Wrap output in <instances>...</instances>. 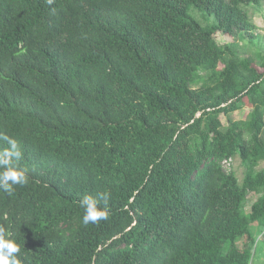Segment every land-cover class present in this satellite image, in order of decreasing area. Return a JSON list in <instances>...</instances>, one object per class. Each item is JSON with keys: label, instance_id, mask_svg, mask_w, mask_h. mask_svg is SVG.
<instances>
[{"label": "trees", "instance_id": "1", "mask_svg": "<svg viewBox=\"0 0 264 264\" xmlns=\"http://www.w3.org/2000/svg\"><path fill=\"white\" fill-rule=\"evenodd\" d=\"M260 1L0 0V136L28 175L0 189V232L20 264L254 263L264 53L214 35L256 39ZM243 104L249 119L222 130ZM234 155L240 184L222 166ZM104 194L107 219L84 225L80 201Z\"/></svg>", "mask_w": 264, "mask_h": 264}, {"label": "rangeland", "instance_id": "2", "mask_svg": "<svg viewBox=\"0 0 264 264\" xmlns=\"http://www.w3.org/2000/svg\"><path fill=\"white\" fill-rule=\"evenodd\" d=\"M246 12L249 16L250 21L254 25V31L253 33L257 36L256 39H253L251 41L248 40V37L243 35V38L241 37H230L228 35H224L221 33H216L214 35V40L219 46H223L226 43H234L237 48V51L239 55L241 56H248L252 57V59L257 60L256 54L264 53V0L260 1L259 6L254 5H248L246 7ZM197 19H199L202 23L207 21L204 19V16L200 15L198 12L194 11L193 14ZM209 21H213L212 17H209ZM199 86V83L193 85V87ZM251 108L243 104L238 110H235L233 112L228 113L227 115L220 114L219 119L221 121L222 130H225L228 121H240V120H248L250 117ZM261 137L264 141V128L261 133ZM231 160L227 162V164H224V169L228 172H233L238 183L240 184L243 178L244 174V168L240 162V159L237 155H234L230 158ZM257 171L264 169V161H260L256 168ZM258 195L254 193H248L246 196V201L244 204V211L249 212L250 206L253 203V201L256 200ZM255 227V226H254ZM254 227H251V230L256 233L258 230L254 229ZM264 232V231H263ZM261 232V233H263ZM243 238H241L237 242L238 247H242L243 245ZM257 243L252 247L255 259L253 264H264V235L260 238H257Z\"/></svg>", "mask_w": 264, "mask_h": 264}, {"label": "clouds", "instance_id": "3", "mask_svg": "<svg viewBox=\"0 0 264 264\" xmlns=\"http://www.w3.org/2000/svg\"><path fill=\"white\" fill-rule=\"evenodd\" d=\"M47 3L51 5L54 3V0H47ZM53 11L55 10L53 9ZM0 139L7 141L9 144V148L0 153V169H2V171H0V189L8 195H12L15 191L14 186L27 183V170L18 166V162L22 158V153L17 142L6 135L0 136ZM101 199L105 201L103 208L98 206L97 199L92 196H85L80 201V206L84 209V215L82 217V223L84 225L107 219V194H104ZM19 251V246L15 240L6 238L5 235L0 232V264H20L17 258Z\"/></svg>", "mask_w": 264, "mask_h": 264}, {"label": "built area", "instance_id": "4", "mask_svg": "<svg viewBox=\"0 0 264 264\" xmlns=\"http://www.w3.org/2000/svg\"><path fill=\"white\" fill-rule=\"evenodd\" d=\"M231 159L229 158V159H225V160H223V162H222V166H224V164H227V162L228 161H230Z\"/></svg>", "mask_w": 264, "mask_h": 264}]
</instances>
